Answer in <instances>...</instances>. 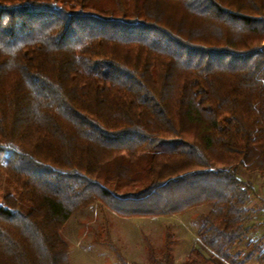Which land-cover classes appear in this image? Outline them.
I'll list each match as a JSON object with an SVG mask.
<instances>
[{
  "label": "trees",
  "instance_id": "obj_1",
  "mask_svg": "<svg viewBox=\"0 0 264 264\" xmlns=\"http://www.w3.org/2000/svg\"><path fill=\"white\" fill-rule=\"evenodd\" d=\"M240 166L264 175V0H0V264H70L62 228L94 203L209 205L183 264H244Z\"/></svg>",
  "mask_w": 264,
  "mask_h": 264
},
{
  "label": "rangeland",
  "instance_id": "obj_2",
  "mask_svg": "<svg viewBox=\"0 0 264 264\" xmlns=\"http://www.w3.org/2000/svg\"><path fill=\"white\" fill-rule=\"evenodd\" d=\"M237 174L253 187L245 224L251 226L264 222V175L244 166L238 168ZM208 209L209 205H202L170 216L122 217L100 203H94L76 212L62 228V235L69 245L70 264H122L117 252L112 251L105 240L113 243L127 263L150 264L149 247L159 253L166 235L174 239L175 264H183L190 248L198 245L199 216ZM262 235L264 224L256 225L244 241L233 247L232 255L237 254L244 261L254 248L249 246L250 241ZM244 264L258 263L251 257Z\"/></svg>",
  "mask_w": 264,
  "mask_h": 264
},
{
  "label": "crops",
  "instance_id": "obj_3",
  "mask_svg": "<svg viewBox=\"0 0 264 264\" xmlns=\"http://www.w3.org/2000/svg\"><path fill=\"white\" fill-rule=\"evenodd\" d=\"M260 224H264V222L258 223L257 225H260ZM255 227H256V226H255ZM255 227H254V229H255ZM262 236H263V235H262ZM262 236H260L259 238H261ZM191 248H192V247H191ZM191 248H190V249H191ZM252 258H256L258 264H264V262L260 263V262L258 261V259H257L256 256H253ZM245 260H247V259L245 258ZM248 260H249V259H248Z\"/></svg>",
  "mask_w": 264,
  "mask_h": 264
}]
</instances>
